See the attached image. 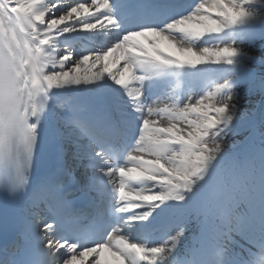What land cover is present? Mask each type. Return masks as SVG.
Masks as SVG:
<instances>
[{"label": "snow or ice", "instance_id": "obj_1", "mask_svg": "<svg viewBox=\"0 0 264 264\" xmlns=\"http://www.w3.org/2000/svg\"><path fill=\"white\" fill-rule=\"evenodd\" d=\"M193 3L125 32L111 0H0V192L19 197L0 264H264V71L249 67L264 57L246 50L264 40V0ZM97 30L113 42L78 58L58 43ZM201 66L223 70L193 99ZM155 77L170 88L145 103ZM105 78L137 114L130 146L115 100L95 114L53 102L54 89ZM242 93L259 98L258 123ZM237 131L243 154L229 140ZM38 152L49 170L32 182Z\"/></svg>", "mask_w": 264, "mask_h": 264}, {"label": "bare ground", "instance_id": "obj_2", "mask_svg": "<svg viewBox=\"0 0 264 264\" xmlns=\"http://www.w3.org/2000/svg\"><path fill=\"white\" fill-rule=\"evenodd\" d=\"M261 56L264 57V52H261ZM261 56H258V58H260ZM264 66V65H262ZM80 87H85L88 88L90 90H99V89H103V88H110L113 86H116L112 83V81L108 80L107 78H105V80L103 81H99L93 84H89V85H78ZM241 105L244 108L245 111L249 112V118L251 117H259L261 116V105H260V101L258 97L255 96H249V95H245L242 96L241 95ZM229 140L231 142L232 145H234L235 147L238 146L240 144V140L239 138L235 135L233 136L230 135L229 136Z\"/></svg>", "mask_w": 264, "mask_h": 264}]
</instances>
